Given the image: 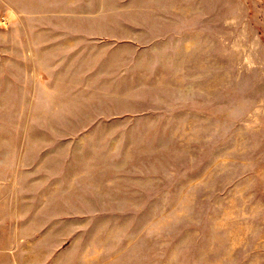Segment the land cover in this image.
I'll list each match as a JSON object with an SVG mask.
<instances>
[{"label": "rangeland", "instance_id": "374dc122", "mask_svg": "<svg viewBox=\"0 0 264 264\" xmlns=\"http://www.w3.org/2000/svg\"><path fill=\"white\" fill-rule=\"evenodd\" d=\"M0 264H264V0H0Z\"/></svg>", "mask_w": 264, "mask_h": 264}]
</instances>
